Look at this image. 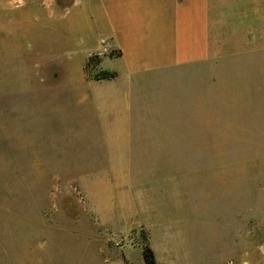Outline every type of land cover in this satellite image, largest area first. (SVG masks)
Wrapping results in <instances>:
<instances>
[{"label": "rangeland", "instance_id": "rangeland-1", "mask_svg": "<svg viewBox=\"0 0 264 264\" xmlns=\"http://www.w3.org/2000/svg\"><path fill=\"white\" fill-rule=\"evenodd\" d=\"M254 1L224 12L212 0L214 58L182 71L166 113L174 130L135 148L105 140L80 103L98 3L0 2V264H145L142 231L159 264H264V0ZM127 169L135 177L119 178Z\"/></svg>", "mask_w": 264, "mask_h": 264}, {"label": "crops", "instance_id": "crops-1", "mask_svg": "<svg viewBox=\"0 0 264 264\" xmlns=\"http://www.w3.org/2000/svg\"><path fill=\"white\" fill-rule=\"evenodd\" d=\"M39 1L98 3L96 11L87 17L89 25L85 32L93 40L91 44L95 49L89 50L82 60L84 89L79 94L80 103L93 111L102 137L108 142L125 148L158 146L161 134L175 128L167 123L166 113L180 102L182 71L210 63L215 56L212 0ZM0 2L28 3L31 0ZM223 3L224 12L229 9L233 12L234 8L226 4L232 0H223ZM255 12L263 14V9H255ZM98 45H103L104 49L100 50ZM119 51L121 56H118ZM81 53L75 52V58L71 54L69 61L73 62ZM92 55L100 56L101 69L107 59L115 60L117 65L105 69L117 71L119 77L88 80L84 67ZM118 177L133 179L135 175L127 169Z\"/></svg>", "mask_w": 264, "mask_h": 264}, {"label": "trees", "instance_id": "trees-1", "mask_svg": "<svg viewBox=\"0 0 264 264\" xmlns=\"http://www.w3.org/2000/svg\"><path fill=\"white\" fill-rule=\"evenodd\" d=\"M115 53L112 52L110 56H115ZM118 56H121V52H118ZM101 64V58L98 55H92L85 67H84V72L88 80H94V81H103V80H113L119 77V73L117 71H111L108 69H101L100 68ZM142 236V241H143V258H144V263L145 264H159L155 251L153 250L149 237L145 233V231L141 232Z\"/></svg>", "mask_w": 264, "mask_h": 264}]
</instances>
